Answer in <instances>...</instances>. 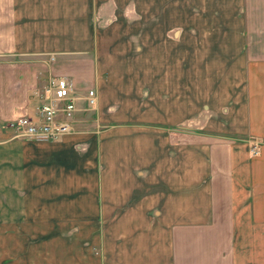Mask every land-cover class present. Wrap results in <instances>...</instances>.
<instances>
[{
	"label": "crops",
	"instance_id": "obj_1",
	"mask_svg": "<svg viewBox=\"0 0 264 264\" xmlns=\"http://www.w3.org/2000/svg\"><path fill=\"white\" fill-rule=\"evenodd\" d=\"M59 78L75 133L17 138ZM39 221L80 264H264V0H0V264Z\"/></svg>",
	"mask_w": 264,
	"mask_h": 264
},
{
	"label": "built area",
	"instance_id": "obj_2",
	"mask_svg": "<svg viewBox=\"0 0 264 264\" xmlns=\"http://www.w3.org/2000/svg\"><path fill=\"white\" fill-rule=\"evenodd\" d=\"M87 102L90 107L98 104L97 92L88 91ZM77 111V98L73 85L66 78H59L52 83L48 94L38 108L36 118L22 117L8 126L17 138L35 141H58L62 137L75 133L74 121ZM258 145L253 152H258Z\"/></svg>",
	"mask_w": 264,
	"mask_h": 264
},
{
	"label": "rangeland",
	"instance_id": "obj_3",
	"mask_svg": "<svg viewBox=\"0 0 264 264\" xmlns=\"http://www.w3.org/2000/svg\"><path fill=\"white\" fill-rule=\"evenodd\" d=\"M122 22L123 24H126V22ZM122 22L118 20L116 22L117 25H115L121 26ZM105 71L108 72L102 73L104 79H142L140 76V69L138 67L119 68L117 69V72L114 68L105 69ZM254 147H252V153L257 154L258 152H253ZM69 223L73 224V222ZM76 233L77 230L71 226L66 227L65 222L63 225L62 222L61 224H57L53 221L36 222L32 241L30 240L28 245L22 243L18 245L20 248L18 257L21 258L22 251L26 252L29 249V253L33 252L34 254V260L32 261L33 264H78L79 261H76V243L74 238ZM27 246L28 249L26 248ZM22 247H24V249H22ZM97 249L96 245L94 248V253L96 254ZM30 262L31 261L29 259V264Z\"/></svg>",
	"mask_w": 264,
	"mask_h": 264
}]
</instances>
